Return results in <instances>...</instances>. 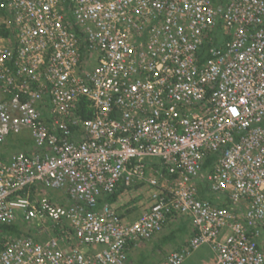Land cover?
I'll return each instance as SVG.
<instances>
[{
  "label": "built area",
  "instance_id": "obj_1",
  "mask_svg": "<svg viewBox=\"0 0 264 264\" xmlns=\"http://www.w3.org/2000/svg\"><path fill=\"white\" fill-rule=\"evenodd\" d=\"M66 2L0 0V226L33 230L0 229V264H126L172 216L194 234L160 264L201 247L264 264V0ZM218 28L228 40L199 65ZM23 133L32 154L5 148ZM118 185L144 186L136 221L99 203Z\"/></svg>",
  "mask_w": 264,
  "mask_h": 264
},
{
  "label": "crops",
  "instance_id": "obj_2",
  "mask_svg": "<svg viewBox=\"0 0 264 264\" xmlns=\"http://www.w3.org/2000/svg\"><path fill=\"white\" fill-rule=\"evenodd\" d=\"M154 171L150 169L147 171V176H154ZM171 184V183H170ZM150 199L145 191L143 185L135 186L124 191L118 198V201L114 203V207L118 215L128 222L136 221L142 214V212L149 206ZM139 209V212L136 210ZM22 226V225H21ZM25 228V226H22ZM184 227L186 234L183 237V241H180L178 245L168 244L166 246H159L162 238L171 229H180ZM26 230L27 227L25 228ZM33 233V230H28ZM193 227L189 219L185 217L172 216L163 231L154 236L148 241L138 242L128 249V257L126 264H137L139 262L146 264L148 261L146 258L152 257L154 260L151 264H160L171 252L180 250L185 246L187 241L193 236ZM186 243V244H185ZM264 245V243H263ZM144 257L145 259H142ZM130 259L131 262H130ZM215 257L207 247H201L196 250L184 263L188 264H215ZM144 260L145 262H142ZM183 263V264H184Z\"/></svg>",
  "mask_w": 264,
  "mask_h": 264
},
{
  "label": "trees",
  "instance_id": "obj_3",
  "mask_svg": "<svg viewBox=\"0 0 264 264\" xmlns=\"http://www.w3.org/2000/svg\"><path fill=\"white\" fill-rule=\"evenodd\" d=\"M66 6L69 4L71 0H66ZM68 22L72 24L71 29L74 32V34L80 38L81 42V52L83 55H85V48L87 47V43L85 42V39L83 37V34L81 33L80 29L73 23V19L71 16L68 15L67 18ZM226 40H228V37L220 32V28H218L214 34L212 35V41L204 43L199 51H198V63L201 65L207 58L210 57V49L216 48L220 46L222 43H224ZM87 101L85 99H81L79 104L77 105L76 114L80 116L83 119H90L92 116V112L87 108ZM77 129V128H76ZM76 129L71 127V130L73 133L76 132ZM24 138H21V136H16L15 138H8L5 144V148H10L12 150H17L19 152H22L26 155L33 153L32 145H28L27 142L23 140ZM215 160V155H210L207 160L205 161V164L203 166L204 172H208ZM144 166L146 171L152 170H160L161 174H166L164 168L160 166L159 160H147L144 162ZM36 187L31 188V194H34V191L36 190ZM127 190L124 185H118L115 190H113L111 193L103 196L101 199H99V203L101 202H107L110 204H114L118 201V198L121 194L124 193V191ZM24 193H27V190H24V192H21L20 195H24ZM198 195L201 199H207L213 204H218L217 197L213 195L211 192H209L208 189H206L203 186H200L198 188ZM56 196V195H55ZM1 231L4 233H7L9 236H20V235H26V236H33L30 231L26 230L24 227H22L20 224H12V225H1L0 226ZM172 230V229H171ZM171 230L165 234L162 238V241L159 246H166L168 244L178 245L180 241H183V237L186 234V230L184 227H181L180 229H173V232ZM187 243V242H186ZM185 243V244H186ZM182 248V247H181ZM262 251L264 252V246L261 247ZM142 259H145L144 257H141ZM148 261V258H146ZM142 262H145L144 260H141ZM137 264H143L141 262Z\"/></svg>",
  "mask_w": 264,
  "mask_h": 264
},
{
  "label": "rangeland",
  "instance_id": "obj_4",
  "mask_svg": "<svg viewBox=\"0 0 264 264\" xmlns=\"http://www.w3.org/2000/svg\"><path fill=\"white\" fill-rule=\"evenodd\" d=\"M21 138H24L23 140L25 141V142H27L28 143V145H30V147H31V145H32V148H33V143H32V141L30 140V138H29V136L26 134V133H23L22 135H21ZM56 196H53V195H51L50 197H53V198H59L58 197V194H55ZM137 212H139V209H137L136 210ZM26 228V227H25ZM155 259V258H154ZM152 257H150L149 258V260H148V263H146V264H151V261L152 260H154ZM131 260L132 259H130V262H131ZM215 260V259H214ZM184 264H188L187 262L186 263H184Z\"/></svg>",
  "mask_w": 264,
  "mask_h": 264
},
{
  "label": "clouds",
  "instance_id": "obj_5",
  "mask_svg": "<svg viewBox=\"0 0 264 264\" xmlns=\"http://www.w3.org/2000/svg\"><path fill=\"white\" fill-rule=\"evenodd\" d=\"M55 196V195H54ZM61 198V197H60ZM264 243V242H263ZM264 246V245H263Z\"/></svg>",
  "mask_w": 264,
  "mask_h": 264
}]
</instances>
